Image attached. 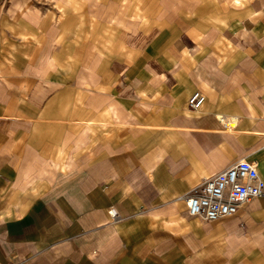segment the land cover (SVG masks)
Returning <instances> with one entry per match:
<instances>
[{"label": "crops", "instance_id": "1", "mask_svg": "<svg viewBox=\"0 0 264 264\" xmlns=\"http://www.w3.org/2000/svg\"><path fill=\"white\" fill-rule=\"evenodd\" d=\"M3 1L0 264H264V195L185 201L243 159L264 183V0Z\"/></svg>", "mask_w": 264, "mask_h": 264}, {"label": "built area", "instance_id": "2", "mask_svg": "<svg viewBox=\"0 0 264 264\" xmlns=\"http://www.w3.org/2000/svg\"><path fill=\"white\" fill-rule=\"evenodd\" d=\"M205 102L201 92H195L188 102L189 108L198 109ZM225 130L236 128L234 120L219 117ZM264 195V183L258 174L257 164L243 159L229 166L197 187L193 196L186 198V205L191 217H198L205 222L233 216L243 203ZM111 216L117 219V212L111 208Z\"/></svg>", "mask_w": 264, "mask_h": 264}, {"label": "rangeland", "instance_id": "3", "mask_svg": "<svg viewBox=\"0 0 264 264\" xmlns=\"http://www.w3.org/2000/svg\"><path fill=\"white\" fill-rule=\"evenodd\" d=\"M98 1L99 0H87L90 5L95 7L94 10L97 8ZM64 2L65 0H4L3 5H8V8L13 12V15L19 17L22 16V14L39 16L46 9L62 12L64 7L67 6H62Z\"/></svg>", "mask_w": 264, "mask_h": 264}, {"label": "bare ground", "instance_id": "4", "mask_svg": "<svg viewBox=\"0 0 264 264\" xmlns=\"http://www.w3.org/2000/svg\"><path fill=\"white\" fill-rule=\"evenodd\" d=\"M63 6V5H62Z\"/></svg>", "mask_w": 264, "mask_h": 264}]
</instances>
